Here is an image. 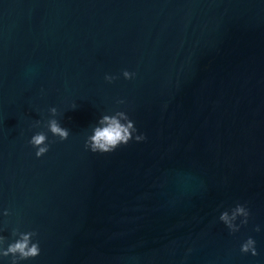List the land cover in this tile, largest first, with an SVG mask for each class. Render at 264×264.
Segmentation results:
<instances>
[{
    "label": "water",
    "instance_id": "95a60500",
    "mask_svg": "<svg viewBox=\"0 0 264 264\" xmlns=\"http://www.w3.org/2000/svg\"><path fill=\"white\" fill-rule=\"evenodd\" d=\"M52 106L70 135L37 158ZM115 108L147 139L92 153ZM236 202L253 215L232 236ZM3 208L5 236L40 240L22 264H264V0H0Z\"/></svg>",
    "mask_w": 264,
    "mask_h": 264
},
{
    "label": "clouds",
    "instance_id": "9594fccd",
    "mask_svg": "<svg viewBox=\"0 0 264 264\" xmlns=\"http://www.w3.org/2000/svg\"><path fill=\"white\" fill-rule=\"evenodd\" d=\"M122 76L126 80L136 77L135 71L124 69ZM105 80L112 82L118 79V76L105 74ZM117 105H124V99H118ZM76 105H73L75 108ZM49 116L46 119L36 120L30 127L38 129L34 131L28 139V144L34 149L37 158L43 157L50 150L51 144L55 141L49 139V133L60 141L68 139L70 131L62 126L58 119L59 111L56 106L48 109ZM146 135L141 132L136 122L131 118L128 111L122 108H115L102 112L95 124L90 128L84 147L92 153H111L121 145H127L132 141L137 143L146 140ZM218 221L227 229L228 233L235 236L241 233V230L249 225L252 219V210L247 202H236L234 205L224 207L221 205L218 209ZM10 215L8 208L0 210V216ZM254 232L264 231V226L257 223L254 225ZM4 229L0 228V264H22L29 261L41 253L40 240L37 239V232L33 230H22L17 226L11 230L10 236H5ZM192 251L191 248L188 249ZM239 252L242 255H251L256 257L260 255L257 248V240L252 235L241 236L239 238Z\"/></svg>",
    "mask_w": 264,
    "mask_h": 264
}]
</instances>
